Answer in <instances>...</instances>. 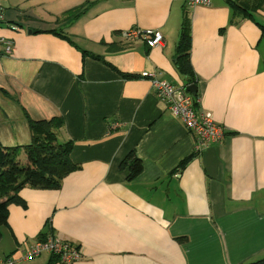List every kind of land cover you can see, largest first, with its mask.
<instances>
[{
	"label": "crops",
	"instance_id": "1",
	"mask_svg": "<svg viewBox=\"0 0 264 264\" xmlns=\"http://www.w3.org/2000/svg\"><path fill=\"white\" fill-rule=\"evenodd\" d=\"M188 1L1 0L0 39L14 51L0 56V142L28 146L31 121L61 118L58 140L73 143L78 168L58 190L21 191L26 207H9L0 262L59 264L49 253L19 261L45 234L79 248L73 264L264 258V3L232 0L247 16L227 0ZM185 18L190 76L178 64ZM131 30L161 33L164 44L150 48ZM152 77L185 92L196 85L187 93L197 115L211 114L224 140L196 151ZM130 154L143 163L134 180L122 167Z\"/></svg>",
	"mask_w": 264,
	"mask_h": 264
},
{
	"label": "trees",
	"instance_id": "2",
	"mask_svg": "<svg viewBox=\"0 0 264 264\" xmlns=\"http://www.w3.org/2000/svg\"><path fill=\"white\" fill-rule=\"evenodd\" d=\"M227 1L232 5L235 12H242L250 16L244 6L236 5L232 0ZM263 3L264 0L257 1L252 9H260ZM82 10H72L66 16L76 18ZM190 50L191 34L189 22L185 18L178 43V64L188 76L192 72V65L189 60ZM63 126L64 121L61 118H54L49 121H31L30 128L33 140L30 145L5 147L0 142V239L3 228L8 227L9 207L12 205L26 207L25 201L20 196L23 189L58 190L61 188L64 178L77 170L78 167L71 160L73 143L70 141L60 143L58 140L59 132ZM22 151L27 157V163L23 165L20 161ZM122 167L123 169L129 168V180L136 179L143 172V163L134 154L128 156ZM48 237L45 234L39 240H46ZM54 258L58 260L56 257ZM245 264H264V258Z\"/></svg>",
	"mask_w": 264,
	"mask_h": 264
},
{
	"label": "built area",
	"instance_id": "3",
	"mask_svg": "<svg viewBox=\"0 0 264 264\" xmlns=\"http://www.w3.org/2000/svg\"><path fill=\"white\" fill-rule=\"evenodd\" d=\"M213 0H189L188 6L191 8L204 6L209 7ZM4 23V7L0 0V25ZM13 30H19L17 26H11ZM143 32L139 30H131L125 33L127 38L139 39L143 36L146 39V35L150 36L146 39V43L150 48L162 46L164 44V38L161 33H155L152 31ZM0 46L2 47L1 55H11L14 51V44L10 40L4 38L0 39ZM151 82L155 87L159 97H161L167 103V106L171 114L180 119L186 128L194 134L197 138L195 146L196 151H202L207 149L216 143H220L225 138V130L223 127L215 124L211 114L203 113L197 115L194 106V98L183 89H179L174 85L156 79L151 78ZM43 253H49L51 256L58 259L59 264H73L80 258V250L78 247L64 241H60L54 238H47L46 240H37L32 248L25 249L19 258V261L31 260L37 258ZM17 260L13 257H8L2 260L0 264H15Z\"/></svg>",
	"mask_w": 264,
	"mask_h": 264
},
{
	"label": "water",
	"instance_id": "4",
	"mask_svg": "<svg viewBox=\"0 0 264 264\" xmlns=\"http://www.w3.org/2000/svg\"><path fill=\"white\" fill-rule=\"evenodd\" d=\"M186 91L191 93L192 95H197V86L196 85H190L186 88Z\"/></svg>",
	"mask_w": 264,
	"mask_h": 264
},
{
	"label": "rangeland",
	"instance_id": "5",
	"mask_svg": "<svg viewBox=\"0 0 264 264\" xmlns=\"http://www.w3.org/2000/svg\"><path fill=\"white\" fill-rule=\"evenodd\" d=\"M23 163H25V161ZM23 163H22V165H23ZM248 263H252V262H248Z\"/></svg>",
	"mask_w": 264,
	"mask_h": 264
}]
</instances>
